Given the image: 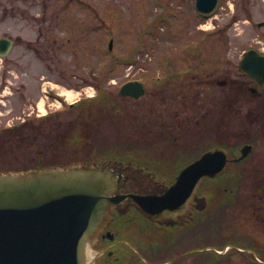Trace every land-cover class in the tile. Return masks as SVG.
<instances>
[{
    "label": "rangeland",
    "instance_id": "374dc122",
    "mask_svg": "<svg viewBox=\"0 0 264 264\" xmlns=\"http://www.w3.org/2000/svg\"><path fill=\"white\" fill-rule=\"evenodd\" d=\"M181 1L0 0V37L9 36L17 40L19 35L23 34L25 38L18 39L21 45L15 46L8 58L0 59V87L5 82L13 84V94L8 99V106L0 108V124L13 123L36 110L45 111L47 99L42 95L44 86L50 85L61 95L70 93L64 85L55 81L64 83L74 91L85 89L89 94H95L96 86L100 83L104 91L118 104L117 106H122L124 112H132L136 121L132 123V117L123 120L121 124L126 133L115 130V133L97 134L99 130L96 128L105 129L106 124L93 126L86 120L95 119L94 116L83 113L82 116L86 120H80L77 126L68 129L66 135V138H71V134L76 133L80 139L72 138L68 145L78 146L80 149L70 150L68 153L62 150L59 151L60 154L47 155L45 159L59 160L63 163L79 157L84 158L86 156L83 155H87L92 149L102 152L112 146L118 148L117 154L121 155L125 152L122 143L136 140L147 145L146 140L157 136L158 127L155 126L160 120H156L152 113L147 114L146 109L136 108L137 104L147 101L146 96H141L135 107L132 106L134 101L119 100L116 93L117 83L130 73V69L116 71L120 69V66L116 65L115 71L114 68L104 71V68L113 63V55L134 60L137 63L136 71L139 73L135 75L136 77L156 73L157 71L152 70L149 72L150 69L147 71L146 64L149 63L156 69L165 52L169 55L180 49L197 53V47L192 46L195 41L192 25L195 24L199 26L195 35L200 43L198 46L200 56L195 57L193 62L199 66L200 80L209 73L218 76L226 65L225 56L231 60L232 71L238 72V62L243 51L248 48L264 51V26L259 27V24H264V14L262 15L264 0H250V3L247 0H221L216 15L198 20V23L193 22L196 19L192 15L190 2H187L189 0ZM247 10H251L250 18L245 16ZM204 33L210 36L201 43ZM38 35L40 40L36 42ZM108 41H113L111 50L107 48ZM138 48L141 49V53L138 50L137 54L129 55ZM145 51L148 54H145ZM220 55L222 60L218 61L219 58L221 59ZM36 59L49 66L48 78L55 81L49 82L48 79L41 77L43 65L34 62ZM217 64L218 69H215ZM204 68H208L209 71L204 72ZM198 90L200 100L195 108L196 119L191 115L194 107L190 103L191 108L183 114V117L178 116L177 119L170 121L171 131L176 133L174 135H177L181 144L179 150L186 149L189 144L196 145L200 142L203 145L202 151L215 142L216 134L217 137H224V127L222 121L219 122V119L223 120V102L219 100V96L222 98L221 91L202 81ZM75 96L69 97L68 100H74ZM158 105L154 106L155 110L162 109ZM80 109V104L72 110L66 109L59 116L60 121H56L75 120L80 116ZM104 110L107 111V107ZM114 114L115 111L112 116ZM113 118L109 117L107 121ZM149 118L155 119L158 123H148ZM130 126L135 127L133 132ZM62 127L63 125L59 129ZM164 132H167V129ZM233 132L236 133L237 130ZM183 146L185 148H182ZM115 148L113 147L114 152ZM221 204L222 201L218 203L220 208L223 206ZM213 232L211 235L208 230V233L204 234L203 230H200L197 241L199 247L214 245L219 240H225L224 225H215ZM177 264H200V262L196 259L194 261V258L187 254ZM213 264H225V259L215 260Z\"/></svg>",
    "mask_w": 264,
    "mask_h": 264
},
{
    "label": "flooded vegetation",
    "instance_id": "af4514ba",
    "mask_svg": "<svg viewBox=\"0 0 264 264\" xmlns=\"http://www.w3.org/2000/svg\"><path fill=\"white\" fill-rule=\"evenodd\" d=\"M247 2L250 3V0ZM245 16L250 18L251 10H247ZM263 26V23L259 25V27ZM197 28V26L193 27L195 45H197L195 35ZM258 50L264 53L263 50ZM173 55L165 52L163 62L158 64V71L148 74L150 86L146 87L147 101L143 104L150 109L148 114L152 113L156 120H160V123L155 126V128L158 127L157 137L159 139L170 137L172 145H177V135L172 133L170 121L177 119L178 116L183 117V114L190 110V103L194 107L191 115L195 116L194 113L197 111L195 108L200 100L198 90L200 81L211 84L221 91L222 98L219 96V100L223 102L224 139L228 159L231 161L227 172L219 180H222L225 186L223 224L226 238L220 242L221 250H226L224 254H219L216 251V244H212L210 258L214 260L218 255H222L226 260L225 264H264V84L258 83L239 71L233 72L231 60L227 56L224 57L226 65L218 76L209 73L205 74L206 78L200 80L198 67L193 62L194 58L199 56L198 47L195 54L179 52ZM119 66L121 71L130 69V73L119 83L133 81L136 78L135 75L139 74L136 71L137 63L135 62L119 63ZM155 76L156 79L161 80L153 81ZM124 99L134 101L133 107L139 103L138 100L128 97ZM157 104L160 105L161 110L154 109ZM123 113L131 114L133 117L132 112ZM155 119L149 118L147 122H157ZM122 120L124 119L116 118L118 128L122 127ZM135 121L131 120L132 123ZM166 129L167 132H164ZM234 130L237 132L234 133ZM247 144L253 147L251 157L243 160V165H239L242 163L235 161L239 157V152L236 154L235 149ZM178 146L181 147V144ZM193 146L194 144H189L186 149ZM154 163L161 166L160 168L175 167L173 160ZM164 171L167 173L161 175L151 173L146 177L161 183L160 187L167 188L175 182L179 169ZM130 187L141 194L147 193L153 185L131 183ZM212 192L208 201L210 219L206 223L211 227V235L216 225L215 210L216 203L219 201L216 199V192ZM195 196L196 199L188 203V209L180 223L169 226H159L150 221L143 215L139 205L129 197L120 208H113L114 211L116 209L122 214L116 216L107 225L95 243L93 247L96 252L95 264H156L151 263V259L157 258H159L157 260H164L161 264H173L187 254H194L192 257L198 262L200 258L194 248L197 243L200 213L206 204L200 201L198 191ZM171 254L177 255L170 256Z\"/></svg>",
    "mask_w": 264,
    "mask_h": 264
},
{
    "label": "water",
    "instance_id": "95a60500",
    "mask_svg": "<svg viewBox=\"0 0 264 264\" xmlns=\"http://www.w3.org/2000/svg\"><path fill=\"white\" fill-rule=\"evenodd\" d=\"M216 4L217 0H197L196 8L209 14ZM11 47L10 39L1 38L0 57L6 56ZM240 69L259 80L264 56L252 49L247 51ZM121 92L135 98L143 94L136 83L126 85ZM250 150L243 147L240 159ZM226 167V151L214 147L183 168L163 196L158 194L160 189L147 194L148 201L159 203L133 199L154 221L165 223L177 211L182 215L203 180L220 176ZM134 174L131 167L119 161L0 172V264H94L92 245L112 219L111 210L132 197L123 184ZM164 199L174 201V213L171 208L165 209Z\"/></svg>",
    "mask_w": 264,
    "mask_h": 264
},
{
    "label": "trees",
    "instance_id": "16d2710c",
    "mask_svg": "<svg viewBox=\"0 0 264 264\" xmlns=\"http://www.w3.org/2000/svg\"><path fill=\"white\" fill-rule=\"evenodd\" d=\"M110 98L103 91L98 96L104 108L105 102L114 105L113 99ZM107 110L111 113L109 107ZM42 122L36 125L35 122L28 121L11 129H0V170H25L60 163L59 160L45 159L47 155L54 152V149L50 143L51 136L44 133L47 130V123L51 121L46 118ZM65 153L68 152L65 151ZM57 154H60L59 151H56L54 156Z\"/></svg>",
    "mask_w": 264,
    "mask_h": 264
}]
</instances>
